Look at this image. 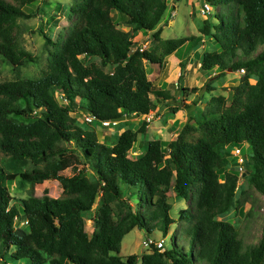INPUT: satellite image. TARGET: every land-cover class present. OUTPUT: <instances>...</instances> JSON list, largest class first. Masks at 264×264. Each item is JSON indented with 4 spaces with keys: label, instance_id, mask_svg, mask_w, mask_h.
<instances>
[{
    "label": "trees",
    "instance_id": "trees-1",
    "mask_svg": "<svg viewBox=\"0 0 264 264\" xmlns=\"http://www.w3.org/2000/svg\"><path fill=\"white\" fill-rule=\"evenodd\" d=\"M37 1L0 0V56L18 73L0 81L1 264H138L137 255H120L123 238L135 228L167 236L175 223L171 192L190 200L177 219L183 245L172 239L164 250L153 246L142 254V264H264V232L258 244L246 246L241 227L226 219L233 206L235 214L242 206L240 176L227 158L230 147L249 143L245 178L264 195V0H208L227 13L200 28L219 45L204 52L200 70L209 76L217 67L221 73L191 92L215 90L213 78L230 68L246 74L230 97H212L204 110L187 116L167 144L160 135L146 139L148 116L162 103L172 114L193 107L171 105L176 98L148 78L145 62L163 69L169 56L197 39L162 37L168 0L56 4L57 15L44 26L49 30L40 29L49 51L46 68L37 77H23L20 68L39 58L23 46L18 20L36 16L27 8ZM73 17L72 28L52 39L54 27ZM120 22L130 30L118 28ZM140 32H152V49L137 46ZM180 67L183 72L182 60ZM182 77L176 85L181 96L188 90ZM76 109L93 120L81 122L71 115ZM136 114L145 117L137 130L126 128L112 144L106 143L111 131H105L100 141L97 120ZM139 135L145 152L132 158ZM69 168L73 173L64 174ZM48 180L59 182L60 197H50L48 189L35 195V187ZM9 181L20 189L29 185V198L12 196ZM101 194L106 202L89 235L82 213Z\"/></svg>",
    "mask_w": 264,
    "mask_h": 264
},
{
    "label": "rangeland",
    "instance_id": "rangeland-1",
    "mask_svg": "<svg viewBox=\"0 0 264 264\" xmlns=\"http://www.w3.org/2000/svg\"><path fill=\"white\" fill-rule=\"evenodd\" d=\"M72 0H40L32 5L28 6V11H36L37 15L30 19H19L18 22L21 26L22 36L21 41L23 46L26 48L27 51L32 53L33 55L39 58L37 63H29L28 65L20 68V74L23 77H37L40 73L46 68L47 65V58L49 51L45 47V38L43 34H41L40 29L44 28L46 21L52 15H57L55 6L58 3H62L69 7L71 5ZM209 4L211 11L209 15H203L201 13L203 8V2ZM168 10L165 14V17L161 23L163 27L162 37L165 39H174V38H182L188 36H196L197 39L194 42L196 44H188L185 45L181 51L180 55L186 54L193 55L192 61L190 64V69L188 68L186 74H183V81L181 86L187 88L188 90L184 91L182 96L179 97L180 91L177 88V84L172 87H169V95L171 98H176L175 100L171 101V105H191L193 107V111L186 109L185 107H181V110L176 114H172L166 109L164 103L159 106H162L159 109L154 111V113L160 114L159 118L155 116L154 113L150 114L149 117L151 121H149L148 132L146 135V139L153 140L157 136L161 137L163 142L167 144L171 138H173L180 126L185 122L186 117L192 114L193 116L196 115L198 111L204 110L211 100L212 97L223 95L226 98L230 97L232 87L238 85L241 81L246 72L242 73L240 71H230V69L226 70L222 76L219 78H213L211 85L215 87L213 91H206L200 90L199 94H194L191 92V89L194 87H203L206 82H208L210 77H215L219 75V68L215 67L211 74L205 75L201 70L197 71L192 68L193 65L196 64L198 66V60L201 62L202 56L204 52H211L219 48L218 43L210 39L209 37H205L203 34L200 33V28L203 26L204 20L211 21L212 24L219 23L218 19L216 18L217 15L222 13H227V9L224 7H217L214 6L211 1L208 0H168ZM113 20L117 21V17L115 12L112 13ZM62 21V20H61ZM75 21V17L71 20H63V24L54 27V31L50 33L52 39H56L57 34L62 32L66 34L71 28ZM118 28L121 30L128 32L130 30V25L127 23L120 22ZM47 31L46 28H44ZM49 30V29H48ZM212 32H215V27L212 25ZM136 41L137 46L143 49H152L155 42L152 32H140L134 39ZM261 51V48L258 52ZM197 55V56H196ZM185 58V57H184ZM171 65V64H170ZM148 78L155 82V84H161L165 81L172 80L171 78H167L165 76L159 77L155 74V68L152 67V64L145 62ZM171 71L176 72L175 67H173V63L171 65ZM217 69V71L215 70ZM218 72V73H216ZM176 81L179 80L178 72ZM198 73L200 76H198ZM17 72L12 70V66L6 62L2 61L0 56V81L5 80H12L17 77ZM169 75V74H168ZM180 76V75H179ZM201 76L206 78L203 82H201ZM250 82L254 84L256 82L255 79H251ZM177 83V82H176ZM198 93V92H197ZM59 96H61L59 94ZM63 105L67 106L66 100H61ZM183 101V102H180ZM188 101V102H187ZM181 103V104H180ZM193 103H196L195 105ZM72 116H76L80 119L81 122L86 121V115L83 111L76 109L71 112ZM177 117V118H175ZM170 118H175L176 121H170ZM145 119L144 116H140L137 118L127 119V121L116 122V124H112L108 128H103L99 122L95 123V127L98 132V136L100 141L104 142L102 134L105 131L110 132V140L106 142L107 144H112L116 141L119 133L126 128H130L132 130H137L140 126L142 121ZM169 120V121H168ZM174 129V130H172ZM143 141V137L141 135L138 136V142L135 144L133 150L129 153L130 157L138 158L141 157L145 149L142 148L141 142ZM235 146L230 147V153L228 155L229 165L231 168L237 169V158L232 154L234 151ZM243 154L249 155L252 151L249 147V143L244 144L242 147ZM163 150L167 151V146H164ZM82 168V165L79 166ZM229 168V167H228ZM230 169V168H229ZM73 171L71 168L64 171V174L70 175ZM247 175V174H246ZM245 176L240 177L239 179V187L237 189V198L242 204L238 214L234 213V206L230 210V212L226 215V219L233 220L238 226L241 227L242 231V238L244 244L246 246L256 245L260 241L263 232H264V195L257 191L245 178ZM223 178V175H221ZM7 185L10 187L11 195L17 197L19 199H27L29 198V190L30 186L20 189L17 183H13L12 181L7 182ZM48 189V195L52 198H58L62 195V188L58 181L56 180H49L44 182L43 184L37 185L35 187V195L42 196L43 191ZM106 198L104 195H100L97 199L95 205L93 206L92 210L89 212H83L82 215L86 221V230L88 231L89 235L92 234L94 229V216L96 212L105 204ZM170 203L172 204V209L170 211L171 217L175 219V223H173L170 232L167 236H164L158 230H152L150 232L146 230H140L138 228L133 229L129 234H127L122 241V247L120 255L126 259V257L130 255H137L138 256V264H142V254L149 253L151 249L146 248L143 246V242L148 238H153L155 240L163 239L165 243V247H171L173 245V241L176 240L179 246H182L183 243L181 239L177 235V227L180 223L177 219L179 216V211L186 207H189L190 200H184L181 198H177L174 196V193H170ZM134 209H136V205L134 201L131 202ZM251 211V212H250ZM250 212V213H249ZM247 213L250 216H246ZM141 250V253L139 252ZM1 264V262H0Z\"/></svg>",
    "mask_w": 264,
    "mask_h": 264
},
{
    "label": "crops",
    "instance_id": "crops-1",
    "mask_svg": "<svg viewBox=\"0 0 264 264\" xmlns=\"http://www.w3.org/2000/svg\"><path fill=\"white\" fill-rule=\"evenodd\" d=\"M115 15H116V17H117V13L115 12ZM125 21V20H124ZM123 21V22H124ZM196 44H194V46H195ZM197 56V55H196ZM185 57V58H184ZM192 58H193V55H186V54H184V55H180V51H178V52H176V53H174L173 55H171V56H169L168 57V59H167V61H166V63H165V67L162 69L160 66H158V65H154V64H152V67H154L155 68V74H157V76H159V77H162V76H165L166 77V75H167V78H171L172 80H170V81H165V82H163V83H161V84H158L159 86H161L163 89H169V87H172L173 88V86L175 85V84H177L178 83V81H176L175 79H176V75H177V73L176 72H178V77L180 78V76L179 75H181V67H180V62H181V60L185 63V65H186V67H185V70L183 71L184 72V74H186V71H187V69L189 68L190 69V66L192 65V64H190L191 63V61H192ZM172 63H173V67H175V70H176V72H173V71H171V65H172ZM171 64V65H170ZM198 66H196V64L195 65H193L192 66V68L193 69H195V70H197V71H200V68H201V62L198 60ZM216 71H217V69H215ZM216 73H218V72H216ZM221 73V71H219V74ZM169 74V75H168ZM198 76H200L199 75V73H198ZM201 82H203L204 81V79H206V78H204V77H202L201 76ZM182 81H183V79L180 81L181 82V84H182ZM177 82V83H176ZM184 82V81H183ZM198 88H200V87H198ZM194 94H199V91H198V93L196 92V93H194ZM180 94H179V97L178 98H180ZM168 97H169V93H168ZM188 102V101H187ZM164 106H166V109H168V107H167V105H164ZM162 106H159V105H157V111L159 112V109L161 108ZM159 108V109H158ZM163 108V107H162ZM152 113H154V112H151V114ZM155 114V116L157 117V118H159L160 116V114H157V113H154ZM175 118H177V117H175ZM175 118H170L169 120L170 121H176V120H174ZM187 118V117H186ZM168 120V121H169ZM186 121V120H185ZM172 130H174V129H172ZM177 131L179 130V129H176ZM177 131H174L175 133H177ZM106 133V132H105ZM103 134H104V132H103ZM102 134V137H104V135ZM172 139V138H171ZM49 181V180H48ZM46 182V181H45Z\"/></svg>",
    "mask_w": 264,
    "mask_h": 264
},
{
    "label": "built area",
    "instance_id": "built-area-1",
    "mask_svg": "<svg viewBox=\"0 0 264 264\" xmlns=\"http://www.w3.org/2000/svg\"><path fill=\"white\" fill-rule=\"evenodd\" d=\"M201 13L203 15H209L210 14V7L207 4L203 5L202 11ZM240 72L244 73L245 70L244 69H240ZM152 117H148V121H151ZM86 121L91 122L93 120L92 117H87L86 116ZM97 122H99L102 127L104 126H109L110 123L113 124H117L116 122H112V121H104V120H97ZM232 154L237 158V172H239L240 175H243V173L245 172V162H246V158L244 157L243 154V150L240 146H235L234 151H232ZM143 246H145L148 249H152V247H156L158 249L164 250L165 248V243L163 239L160 240H155L153 238L148 237L144 242H143Z\"/></svg>",
    "mask_w": 264,
    "mask_h": 264
},
{
    "label": "water",
    "instance_id": "water-1",
    "mask_svg": "<svg viewBox=\"0 0 264 264\" xmlns=\"http://www.w3.org/2000/svg\"><path fill=\"white\" fill-rule=\"evenodd\" d=\"M230 71H232V69L230 68ZM138 115H134V116H130V117H126V116H121V117H118V118H115V119H112L111 121L112 122H121V121H125L127 119H132V118H137ZM141 253V250L139 251Z\"/></svg>",
    "mask_w": 264,
    "mask_h": 264
},
{
    "label": "clouds",
    "instance_id": "clouds-1",
    "mask_svg": "<svg viewBox=\"0 0 264 264\" xmlns=\"http://www.w3.org/2000/svg\"><path fill=\"white\" fill-rule=\"evenodd\" d=\"M204 4H207V3H205V1L203 2V5ZM208 6H209V4H207ZM210 7V6H209ZM210 11H211V8H210ZM207 16V15H206ZM149 117V116H148ZM148 119V118H147ZM109 121H111V120H109ZM244 144H246V143H244ZM244 144L243 145H240V147L242 148L243 146H244ZM243 150V149H242ZM244 157L246 158V155L244 154ZM246 161H247V158H246ZM246 163V162H245ZM235 168H237V167H235ZM246 169V168H245ZM236 171H238L237 169H236ZM238 174H239V172H238ZM246 175V170H245V172L243 173V175H240L239 174V176L240 177H242V176H245ZM222 181H223V179H222Z\"/></svg>",
    "mask_w": 264,
    "mask_h": 264
}]
</instances>
